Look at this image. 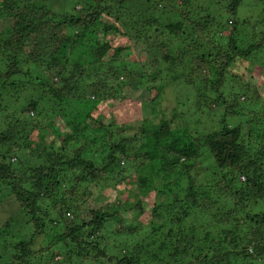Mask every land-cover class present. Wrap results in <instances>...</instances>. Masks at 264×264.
<instances>
[{"label": "trees", "instance_id": "trees-1", "mask_svg": "<svg viewBox=\"0 0 264 264\" xmlns=\"http://www.w3.org/2000/svg\"><path fill=\"white\" fill-rule=\"evenodd\" d=\"M47 1L50 8L44 6ZM181 1L176 5V0H0V21L6 23L0 30V122L19 125L25 112L34 113L50 120L49 130L57 140L37 154L22 153L26 148L23 137L32 126L40 127L41 120L34 119L33 124L24 120L18 136L0 131V187L12 196L20 213L13 219L16 225L11 221L3 227L11 244H0V264L5 258L3 264L10 259L32 264V259L43 254L55 264L73 258L74 264L264 263V108L260 112L251 109L258 96L256 85L250 84L257 74L250 66L255 60L264 61V0H256V11L249 9L251 1L249 16L241 20H236V14L243 0ZM53 5L59 12L52 10ZM223 14L225 20L215 19ZM129 37L143 45V65L120 61L129 47L122 42L114 46L113 40ZM232 73L240 81L225 91L224 80ZM120 76L125 79L119 80ZM198 76L206 82L194 81ZM159 81L165 84L163 88L173 85L180 86L179 90L194 85L200 99L197 108L217 105L221 111L204 114L205 126L199 135L183 125L171 130L169 122L161 121L142 131V144L131 152L123 141L112 143L114 133L102 128L104 141L109 143L103 168L86 158L84 145H71L72 140L78 142L93 133L90 122L102 127L97 112L101 103L122 102L126 86L147 92L154 89L153 98H157ZM45 104L57 110L52 118L42 112ZM151 112L157 108L151 107ZM245 118L248 121L242 123ZM54 119L63 120L66 130L61 131ZM70 120L74 125L66 123ZM204 149L221 180L202 189L189 182L186 173L187 163L200 159ZM120 160L139 161L140 167L149 163L153 192L168 197L155 212L172 227L162 232L164 226L158 225L157 241L134 247L132 253L107 255L100 248L99 232L118 217V211L100 214L80 207L74 213L76 207L64 201L59 213L64 230L33 251L35 236L46 228L44 218L35 212L38 204L51 200V192L61 182L68 183L69 173L78 171L82 183L100 182L105 169ZM205 190L226 199H207L211 196H205ZM67 209H73L69 212L73 217H67ZM131 209L142 213L141 201L129 205L127 211ZM198 218L212 224L210 231L196 226ZM29 223L33 232L21 239V227ZM217 229L216 235L224 236L211 238Z\"/></svg>", "mask_w": 264, "mask_h": 264}, {"label": "rangeland", "instance_id": "rangeland-1", "mask_svg": "<svg viewBox=\"0 0 264 264\" xmlns=\"http://www.w3.org/2000/svg\"><path fill=\"white\" fill-rule=\"evenodd\" d=\"M251 1H253L254 4H252L249 9H254V11L257 10L256 8L259 5L256 3V0H243L241 5L238 7L236 20H241L242 17L249 16L247 8ZM180 3H182L181 0H176V5H180ZM44 6L46 8H50V1L45 2ZM68 7L69 6L65 5L66 9H68ZM52 10L59 12L57 5H53ZM226 18L227 17L224 14L222 16L215 17L217 21H223ZM5 25L6 23L0 21V30H2ZM227 29L228 28L225 30L227 31ZM226 31H224L225 34ZM121 42L123 44L126 43L129 50L124 51L120 57V61L123 63L126 62V64L130 63L134 65V63H137L143 65L146 57L143 45L131 37L113 40V45H120ZM263 65L264 61L255 60V62H253L250 66L254 70L256 69V80L254 81V84L253 82L250 84L256 85L257 89H255L258 96L253 99L254 106H252L251 109L259 112L263 111L264 108ZM234 75L237 74L232 73L226 76L222 89L226 91V88L229 89L230 87H236V83L240 81V77ZM136 76L137 75L133 73V77ZM120 79L124 80L125 76H120L119 80ZM193 80L201 81L202 79L198 76ZM204 81L205 80L203 79L202 82ZM40 82L41 81H37V83ZM158 85L161 87L157 88V94H159L157 98H153L156 94V90L154 89L151 92H147L142 90H130L127 88L128 86L124 87L121 94L125 99L122 102H119L118 100H107L98 106L97 112L101 113L98 116V119L102 121V127L96 123L90 122L91 126L89 128L92 129L93 133H91L88 138H79L78 142L76 140H72L71 145H84L85 148H87V151L85 152L86 158L90 159L99 168H103L107 165L109 143L106 144V141H104L105 133L102 128H106L114 133L112 143L123 141L129 151H134L139 144H142V131H147V129L151 126L159 124L161 121L169 122L171 130H180L183 125V127L186 126L192 134L197 133L199 135L203 132V126H205V122H201V120L205 121L203 117L204 114L206 115V113L209 112L212 115L214 112L221 111L217 105L211 106L209 108L211 110H209L207 106H204V109L197 108L198 105L196 101L199 102L200 99L197 100L198 94L194 85H185L184 88L180 90V86L174 87L173 85L163 88L165 84L162 81H159ZM209 96L212 102V98L214 99V96L211 92H209ZM186 98H189V100L187 101ZM242 100L243 97L241 98V101ZM18 104H21V102H18ZM26 104L27 102H25L24 105ZM151 107L157 108V112H151ZM16 108L19 107H15L14 109ZM7 110L8 112L11 111L10 109ZM53 111L57 113V110L46 104L42 110V112L48 114L50 118H52L51 113H53ZM172 115L177 118L173 120ZM183 115H188L190 117L187 116V118H182ZM7 117H9V114H7ZM34 119L38 121L41 120V126L36 128H33L32 126V130L29 131L26 139L23 137L21 143L25 145L26 148L22 149V153L26 151V153L31 154L32 152H35L37 154L41 148H49L51 140H56L55 134L49 130L50 120L41 119L34 113L31 114L25 112L20 120L21 122H19V125H16L14 121L0 122V131H2V133L5 134V132L12 131L11 135L18 136V133H21L24 128V120L33 124ZM184 120L187 122L183 123ZM245 120L248 121L246 118L240 121L243 123ZM232 121L233 124L238 122L236 119ZM53 122L55 125L59 124L58 126L61 131L66 130L63 120L60 121L59 119H54ZM66 123L74 125L71 120ZM26 126L27 128L30 127L29 125ZM58 144L59 143L57 142V147ZM59 149L60 148H56L55 150ZM198 150L200 151L201 149ZM200 153H202L200 159H194L193 161L187 163L188 167L186 177L189 182L202 189L206 187L210 188L213 187L217 181L221 180V175L213 169L215 165L208 152L206 154V150L204 149ZM114 155L116 156L117 152ZM140 166L139 161L131 160L127 162L125 160H120L112 168L108 167L105 169L102 179L99 180L100 182H90L88 180H84V183H82V176L78 171H76V173H69L68 183L61 182V186L58 190L51 192V200H43L40 204H38L35 212L39 217L44 218L46 228L40 235L35 236L31 249L33 251L42 249L47 244L49 237H53L64 230L65 226L63 222L59 220V213L64 201L66 205L73 204V206L76 207L74 213H78L80 207H83V209L86 210L98 211L100 214L110 213V210L118 211V217L110 220L107 225L102 228L101 232H99V238H102L98 240L100 241V248H105L107 255L115 254L120 257L122 255L132 253V248L134 247L141 246V244L148 245L152 239L157 241L158 225L164 226L162 232H167L172 227L169 220L165 216L158 218L157 213L155 212V207L165 204L168 197H166L165 194L156 195L153 192V174L150 170L149 163L145 162L144 167ZM150 180H152V182H150ZM238 180L241 183H244L243 177H239ZM158 187L160 189V186H157V188ZM205 196H211L207 199H226L220 195H212L210 190H205ZM137 200L141 201L143 212L140 213L137 209L127 211L128 206ZM71 211H73V209H67V217L68 215L70 218L71 216L73 217V215L69 213ZM19 216V208L14 202V199L8 194L6 189L0 187V244H2L3 241H5L4 244L6 246L11 244V239L6 240L8 237H5L6 233L3 231V227L7 223H11V221L16 225L15 221ZM197 220H200L196 222L197 227L210 231L212 224L208 222V220H205L204 218H198ZM32 232V224H26L24 227H21L22 235L20 234V238L26 240L24 236L29 237ZM217 232L218 229L212 232L214 234L210 237L218 239L220 236H224L223 234H220L218 237L216 235ZM244 240L240 242L241 247L245 243ZM242 249L243 248H239L238 250L240 251ZM114 250L118 253L114 252ZM249 252H252L251 248H249ZM6 260V258L3 259L2 264L6 262ZM57 260L58 257H56L54 261ZM142 260L144 261V259ZM74 261V258L70 261L67 259L60 264H74ZM31 263L55 264L51 262V260H48L45 254L32 259ZM9 264L17 263L15 260L10 259ZM76 264H81V261ZM83 264L86 263L83 262ZM253 264L264 263L258 262Z\"/></svg>", "mask_w": 264, "mask_h": 264}]
</instances>
